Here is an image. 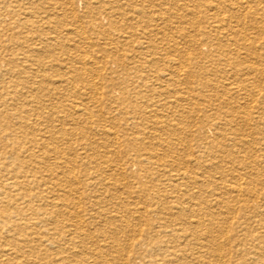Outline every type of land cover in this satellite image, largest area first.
<instances>
[{"label":"bare ground","instance_id":"6f19581e","mask_svg":"<svg viewBox=\"0 0 264 264\" xmlns=\"http://www.w3.org/2000/svg\"><path fill=\"white\" fill-rule=\"evenodd\" d=\"M82 1L80 14L73 0H0V264H264V0H178L186 49L174 38L166 49L178 58L145 53L175 13ZM218 75L222 87L205 82ZM177 83L186 97L166 100ZM66 95L79 99L68 115ZM196 95L211 111L192 133L195 154L183 124ZM106 97L128 103L131 121L150 119L159 144L127 140L124 158L91 161L111 173L91 172L74 143L93 115L84 98Z\"/></svg>","mask_w":264,"mask_h":264},{"label":"rangeland","instance_id":"374dc122","mask_svg":"<svg viewBox=\"0 0 264 264\" xmlns=\"http://www.w3.org/2000/svg\"><path fill=\"white\" fill-rule=\"evenodd\" d=\"M73 1H74L75 6L78 9V13H80V14L83 13V11L85 9V2H83L82 0H73ZM177 1L178 0H159V1L158 0H149L146 4H147V7H149V9H150V11L152 13L150 15H152L154 18H156L157 16L167 17V12L168 13L173 12L175 14L176 13L182 14L181 11L178 12L177 10H180V8L183 6V3H182V1H179V2H177ZM206 5L207 4L204 2L199 8L200 10L198 9V11H201V14H200L201 16H203L204 14L206 15V13H207L206 10H208V7L206 8L205 7ZM191 6L193 7V5H191ZM39 11H42V10H39ZM175 14L169 21V26H171L172 28L171 29L170 28L166 29L165 30V34H163V30H162V33H160V34H158L156 36V39H155L156 49L150 50V51H145V53H147V54L153 53V55L155 54L154 56L158 57V58H161L162 56H164V57L171 56L173 58L174 57L178 58V56H179L178 53L174 52L172 54V52H171V54H168L167 51H166L167 44H169V41L171 39H173V38L175 40L179 39L177 41L179 43V46L181 48H185V43L183 42L182 38L180 37V33L178 32V30L174 31V29H173V27L182 26L181 22H183V20L181 18H179L177 16V14L176 15ZM207 14H210V12H208ZM115 20L117 21L118 18L116 17ZM70 24L71 23L68 20V22L66 21L65 23L63 22V24H61V25H57L56 26L57 31L58 32L60 31V33L63 31L62 32L63 34L67 33V31H71L72 28H71V26H69ZM151 28H154V26H151ZM140 30H141V28H138V29L136 28L137 32H139ZM55 31H56V29H55ZM135 40H137V39L135 38ZM135 44L136 43H133L132 45L136 46L137 44L136 45ZM68 46H69V43H68ZM160 49H161V51H160ZM163 69H165V65H163V63H162V64L159 65V70L158 71H160V72L164 71ZM154 70H156V69H154ZM50 73H52V74H50L51 75L50 77L52 78L51 80H54V81L62 80L64 78L67 79L68 76H71V75H64L63 76V73H61V72H59V73L58 72H56V73L50 72ZM103 78H105V77H103ZM121 78H123V77H121ZM98 82H100L103 85H105V79L104 80L102 79V80H100ZM205 82H207L208 84H211V85L214 84V85L222 87L223 85L226 84L227 81L225 80V78H222V75H218L216 78H213L211 76L206 77ZM218 82H221V84H217ZM185 86L186 85L184 83H181V84L177 83V85H175V87H173V86H172L173 88L169 87L167 89L169 91V98H166V100L174 101L175 97L176 98L179 97V96L186 97V92H187L186 88H187V86H186V88H185ZM77 87H78L77 88L78 90L81 89L80 88L81 86L77 85ZM221 87L216 88V90L214 89L215 92L217 91L218 93H220L219 95H221V89H222ZM122 88L123 87L121 86V89ZM197 88L198 89L201 88V85H198V82H196V84L193 85V89H195V92H198ZM184 89H186V90H184ZM208 90L209 89H207V91ZM87 92H89V91H87ZM176 92H178L179 94L176 95ZM122 94H123V90L121 92L119 91L118 94H116V97L120 98V97H123V96L124 97L127 96V94H123V95ZM172 94H174V95L172 96ZM209 94H212V91H210ZM70 96L71 95L64 96L62 101H61L62 103H59V101H58V104H63V106L65 108V113L67 115L70 114L69 113L70 111L71 112L73 111L71 105H73L75 101H76V103H79V99H77L78 100L77 101V100H75L74 98H72ZM148 96H149L148 98L150 100L152 99V103L150 102L151 105H156L157 106L158 105L157 100L158 101L161 100V102H163V101L165 102L166 101V100H164V98H165L164 96L160 97L159 95L157 96V94H155V93H153V94L148 93ZM196 96L198 97V100L200 101L199 102L200 105L196 106L197 107L196 108V114H195L196 116L194 115V117L190 118V120L189 119L186 120V122H185L186 124L185 123L183 124V128L185 130L184 138L187 141L189 140L191 142V143L190 142L188 143L189 144L188 147L191 150V152L193 151L195 154L197 153L198 150L196 148L195 138L192 137V133H194L197 130V127H199L202 124L203 118H204L203 117L204 113L210 114V111H211L210 107H207L206 105L202 104V102H203L202 100H203L204 97L202 95H196ZM85 99L86 98H84L83 103L87 104L85 106L86 107L88 106L89 110L92 112L93 115H92L91 119L89 118V120H87L86 118H83V117L81 118L82 122L79 125L80 126V128H79L80 129L79 130V140L76 143H74V142L73 143L75 144V147H77V149L79 148V154H81L79 156H82V158H83L82 161L85 162V164L87 166L89 165V169H90L89 171H91V172H96V171H101V172L104 171V172H106L108 170V168H109V172H110V169H111V166H112L111 164L106 165V167L108 166L107 170H106L105 165H104L105 168H100V167H97L96 164L92 163L91 161L96 162V160H94V159H97L98 157L107 158L108 155H109L108 157H112V158L113 157L115 158L116 156L124 158L126 156V151H127V148H126V141L127 140H134L136 142L138 141L137 144L140 145L141 149H143L144 152L145 151L147 152V150L151 148L152 144H159V136H160V134L153 127L154 126L153 122H150V119H147L145 117H140V116H139V118L137 117V121H131L130 118L132 116H135V115L133 113L132 107L129 106V104L126 103L125 101L123 103H121L118 108H114L113 103L108 101L107 97L103 98L101 100V104H94L90 100H87V99L85 100ZM171 99H173V100H171ZM175 100H177V99H175ZM159 105L161 106L162 103L161 104L159 103ZM145 106H146L145 103H142L139 108L140 109H144ZM156 106L155 107L151 106V107L148 108V110H153L154 108H156ZM90 107H92V108H90ZM189 107L191 108V106H189ZM101 108H102L103 111L101 110ZM124 109H125V111H124ZM115 117H116V119H115ZM68 120H69L68 121L69 124L67 123L66 128H67V130L69 132V130L77 128V126L73 125L71 123L72 121L70 119H68ZM71 125H72V127H71ZM106 127H108V128H106ZM83 131H85V133ZM116 132H117V135H118L119 139H121L120 140L121 147L117 143H114L113 140H111L113 135L108 137V138H106L108 136L107 133L116 134ZM86 135H87V137H86ZM155 137H156V139H155ZM68 138H71V137H68ZM70 142H71V144H69V145H72L73 144L72 141H70ZM124 149H125V151H124ZM158 152H161V151H158ZM123 153H124V155H123ZM94 156H95V158H94ZM133 168L136 171V166L133 167ZM109 172H107V173H109ZM99 174H100V172H99Z\"/></svg>","mask_w":264,"mask_h":264}]
</instances>
